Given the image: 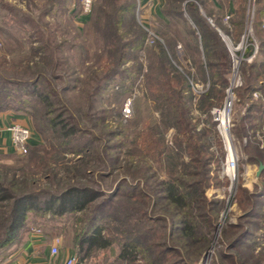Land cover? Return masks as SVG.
Here are the masks:
<instances>
[{
  "label": "rangeland",
  "instance_id": "rangeland-1",
  "mask_svg": "<svg viewBox=\"0 0 264 264\" xmlns=\"http://www.w3.org/2000/svg\"><path fill=\"white\" fill-rule=\"evenodd\" d=\"M2 1L22 10L35 20L38 19L40 12H44L48 4V0ZM73 1L79 4L81 2V0ZM120 1L116 3L119 5ZM160 1L159 6L144 9L143 0H140L142 5L140 10L139 0H134L136 3L135 24L145 36L143 48L136 54L137 63L134 62L135 59H132L135 53L130 52L131 58L126 64V67H135L136 70L125 74L122 78H117L106 87L101 95L96 96H92L91 93L109 68L112 47L106 45L96 33L91 18L96 17L100 10L99 7L105 4V0H94L93 13L88 17L82 16L80 10L77 13L74 8H70L67 12L42 15V19L38 20V23L40 22L38 35L31 31L23 32L18 27L0 26V57H5L7 61L1 68L3 73L12 77L21 76L24 74L27 63L32 66L38 64L51 73L57 64L54 73L63 79L53 80V84L58 89L69 86V90L63 96L65 105L84 130L88 131V139L92 140L87 154L65 153V162L60 166H55L54 172L57 177H53L52 173L27 166L29 177L34 178L36 187L40 189L54 190L57 186L63 188L68 183L80 181L103 190L106 194L113 191L115 186L125 179L128 185L148 192L151 200L148 202V199L147 202L150 207L154 206L152 212L154 218L164 216L162 209L165 204L159 200L156 183L167 180L172 175L184 179L197 171L194 167L187 165L190 162L187 152H178L175 149L174 137L178 134V128L171 126L173 121L166 120L165 108L153 96L146 82L150 50L157 51L158 43L165 44L175 40V66L179 70L192 73L190 106H188L189 120L195 125L196 132L207 130L203 142L208 151L214 154L209 180L207 185L203 186L204 195L209 203L221 201L216 211L208 212L214 225L210 246H202L200 250H195V247L182 249L184 255H175V259L184 258L187 262L193 261L195 264H264V219L261 218L264 216V204L251 205V200L248 198L253 193L259 192L262 185L261 177H256L259 163L250 161L249 153H253L257 146L259 150H264V125L257 127L255 134L251 130L247 138H239L236 134V127L241 126V123L243 125V118L247 115L248 109V101L238 95L245 83L246 76L243 68L258 59V51L254 55L255 45L258 46L259 40H262L261 34L264 35V24L261 27L257 20L254 22L255 18L252 19V14L254 13L255 17V13L258 15V9L264 6L259 4L256 6V0L255 4L251 5L249 0L248 3L247 0H240L239 3H235L236 7H239L236 14L235 5L230 0H206L205 4L202 5V2L199 4L201 15L218 32L230 61L229 84L223 91L224 96L222 98L212 97L214 104L208 111L201 103L205 93L212 89V84L203 78L198 69L197 62L202 55L199 56V53H194L189 48L192 40L187 29L190 28L191 31L194 29V32L198 34L200 32L190 21L187 23L173 20L169 23L171 19H167L162 10H172L174 7L166 0ZM75 2L73 4L77 6ZM261 3L264 5V0ZM232 10L234 14L231 17ZM241 21L243 25L240 24ZM120 28L118 33L123 35V41H132L135 33L129 29L130 27L125 25ZM46 44L50 47L45 50L46 52L37 49L40 45ZM251 48L253 51L248 54ZM83 52L86 55L84 61H82ZM46 57H52L53 63L50 65L44 63ZM137 65L140 67L138 68ZM259 96V93L254 95L256 99ZM227 104H229L227 109L228 135L236 162L234 179L226 172L230 153L220 128L223 126L221 118L226 116ZM30 121L31 124L27 126H30L32 131L30 143L33 141L34 145H45L44 137L36 130L33 120L30 119ZM160 132L163 133L162 137L166 145L164 154L157 153V149L162 148L159 146ZM222 151L225 153L224 157L221 156ZM166 152L173 156L178 153L180 156L175 155L169 159ZM18 158L24 157L13 149L0 151V168L1 165L15 164ZM216 161L218 164L215 163ZM72 168H76L77 172L79 171L78 174L83 175L85 179H82L80 175L73 179L70 174L76 173V170H71ZM255 202H258L256 197ZM134 208L140 213L145 210V206L140 203ZM77 215L78 218L82 217L81 214ZM246 216L256 223L249 229L258 239L254 246L255 250L250 253L230 249L229 240L231 238L227 239L231 234L227 235L228 238L224 236V231L229 228L230 224H243L246 220L244 218L242 220L241 217ZM30 220V222H37L31 224L32 229H39L36 226L39 223L45 227L47 235L41 233L38 236L49 237L48 234H58L61 240L60 253L57 256H51L52 261L60 256L64 258L68 252H74L78 258V264H130L117 262L116 257L119 253L117 243L106 250L98 251L90 259L80 263V253L73 243L82 222L79 223L74 215H65L57 220L42 221L39 218ZM223 254L230 259H223ZM138 259L141 260L140 256ZM139 264H144V259Z\"/></svg>",
  "mask_w": 264,
  "mask_h": 264
},
{
  "label": "trees",
  "instance_id": "trees-1",
  "mask_svg": "<svg viewBox=\"0 0 264 264\" xmlns=\"http://www.w3.org/2000/svg\"><path fill=\"white\" fill-rule=\"evenodd\" d=\"M117 1L120 0H105V4L99 7L98 12L96 11V17L91 18L96 33L106 45L112 47L109 68L105 71L101 82H97V86L91 93L92 96L101 95L117 78L135 71V67H126L131 58L130 52L135 53L132 59H135L134 62L137 63L136 54L144 45V32L135 24L136 3L134 0H121L118 5ZM230 1L235 5L240 0ZM74 2L73 0H48L44 12H40L38 19L35 20L22 10L0 0V26L18 27L23 32L31 31L38 35L40 33L38 20L42 19V15L67 12ZM166 2L174 7L172 10H162L163 15L171 19L169 23L173 20L187 23L190 21L200 32L198 34L194 32V29L193 31L190 28L187 29L192 40L189 48L194 53H199V56L202 55L197 62L198 69L203 78L212 84V89L205 93L201 103L209 111L214 104L212 97L222 98L223 91L229 84L228 54L218 32L200 13L199 4L201 2L202 5L205 4L206 0H166ZM261 2L262 0H256V6L257 4L264 6ZM75 3L79 5L78 2ZM238 9L239 7L235 5L236 14ZM76 10L78 13L79 9ZM233 10L231 17L234 14ZM257 14L255 13L254 22L257 20L258 25L260 23L262 27L264 8H259ZM240 24L243 25V21ZM125 25H128L129 29L135 33L132 41H123V35L118 33L119 28ZM262 31L259 32L262 33ZM261 36L262 40H259L258 44V59L243 68L246 76L245 83L238 95L248 101V109L247 115L243 118V125L241 123V126L236 127L239 138L249 137L251 130L255 134V129L264 125L263 33ZM175 46L176 41L171 40L165 44L158 43L157 51L150 50L146 82L153 96L165 108L166 120L173 121L171 126L178 128V134L174 137L175 149L178 152H187L190 156V162L187 165L194 167L197 171L184 179L171 174L169 179L156 183L159 200L165 204L162 209L164 216L157 218H154L152 213L154 206L150 207L148 204L151 200L148 192L128 185L125 179L121 180L108 194L80 181L68 183L63 188L57 186L54 190L36 187L34 178L29 177L27 166L52 173L53 177H57L54 172L55 166L65 162V153L87 154L92 140L88 139V131L84 130L65 105L63 96L69 90V86L58 89L53 84V80L63 79L54 73L57 64L50 73L38 64L32 66L27 63L23 75L12 77L1 70L7 61L5 57H0V112L13 111L26 115L33 120L36 130L45 139V145L29 144L28 152L21 154L24 158L16 159L15 164L1 165L0 264L7 263L10 256L24 242L33 227L31 224L37 223L30 222L31 218H39L42 221L57 220L65 215H74L79 223L82 222L73 243L80 253V263L90 259L98 251L106 250L117 243L119 253L116 259L120 263L139 264L144 259V264H195L193 261L187 262L184 258L176 260L175 255H184L182 249L195 247V250H200L202 246H210L214 225L208 212L216 211L221 201L209 203L204 195L203 186H206L209 180L214 154L208 151L203 142L207 130L196 132L195 125L189 120L188 106H190L192 73L179 70L175 66ZM49 48L46 44L40 45L37 49L45 51ZM81 49L84 48L81 47ZM252 51L253 48L248 51V54ZM85 56L83 52L82 61ZM51 59L52 57H46L47 61L44 58L46 62H43L50 65L53 63ZM49 76L52 77L49 78ZM255 93L260 95L257 99L254 97ZM157 130L159 131V128ZM160 133L159 146L162 148L157 149V153L164 154L166 145L162 137L163 133ZM182 136L184 138L181 139ZM91 144L93 146V142ZM247 148L246 146V150ZM253 153H249L250 161L257 162L259 165L264 164V150H259L257 146ZM166 154L169 159L175 155L180 156L178 153L174 156L168 152ZM224 154L222 151L221 156L224 157ZM215 163L218 164L217 161ZM71 170H76V173L70 174L73 179L80 175L76 168ZM80 176L85 179L83 175ZM260 177L262 181L260 191L248 197L251 205L264 204V170ZM255 197L258 199L257 203H254ZM139 203L145 206V210L141 213L134 208ZM77 214H81L82 217L78 218ZM243 218L246 220L245 223L230 224L224 231V236L229 237L227 240L231 238L230 249L250 253L255 250L254 246L258 239L249 227L256 223L249 220L248 216L241 217L242 220ZM261 218L264 219V216ZM36 226L47 235L43 225L39 223ZM229 233L231 235L227 237ZM48 235L50 239L58 237L57 233ZM222 258L230 259L224 254Z\"/></svg>",
  "mask_w": 264,
  "mask_h": 264
},
{
  "label": "crops",
  "instance_id": "crops-1",
  "mask_svg": "<svg viewBox=\"0 0 264 264\" xmlns=\"http://www.w3.org/2000/svg\"><path fill=\"white\" fill-rule=\"evenodd\" d=\"M159 2L161 4L160 0H143L144 9L151 8V6H159ZM71 8L73 9V4ZM12 123H21L28 126L31 124V121L24 114L12 111L0 112V151L13 149L10 134L7 131L9 125ZM30 144L34 145L35 142L31 141ZM47 237L34 235L31 232L28 233L22 245L10 256L6 264H61L69 256L74 255V252H68L64 258L60 256L57 260L52 261L51 247L54 244V240ZM46 240L49 242L47 243Z\"/></svg>",
  "mask_w": 264,
  "mask_h": 264
},
{
  "label": "built area",
  "instance_id": "built-area-1",
  "mask_svg": "<svg viewBox=\"0 0 264 264\" xmlns=\"http://www.w3.org/2000/svg\"><path fill=\"white\" fill-rule=\"evenodd\" d=\"M250 5L255 4V0H249ZM77 7L80 10V13L82 16H90L93 13L94 10V0H81L79 5L73 4V8ZM139 9H142V5L139 0ZM254 18V13L252 14V19ZM154 36V35H153ZM153 40V37H152ZM154 41V40H153ZM258 51V46L255 45V50H254V55ZM7 131L10 134L11 142H12V147L13 150L16 151L19 154H26L28 152V146L30 144L31 136H32V131L29 127L20 124V123H13L11 124ZM228 165H231V167L236 169V162L235 160H232L230 163L227 160V167H226V172L227 169L229 168ZM229 176V174H228ZM235 177V176H234ZM234 179V178H233ZM31 232L34 233L35 235H41L43 233L40 229L33 228L31 229ZM60 245H61V240L59 237H56L54 239V244L51 247V255L52 256H57L60 253ZM78 258L76 255L69 256L63 264H78Z\"/></svg>",
  "mask_w": 264,
  "mask_h": 264
},
{
  "label": "bare ground",
  "instance_id": "bare-ground-1",
  "mask_svg": "<svg viewBox=\"0 0 264 264\" xmlns=\"http://www.w3.org/2000/svg\"><path fill=\"white\" fill-rule=\"evenodd\" d=\"M229 107V104H227L226 106V116H224V118L222 119V115L220 116L221 118V121H222V124L223 126L220 127L224 136H225V139H226V144H227V148H228V151H229V159H228V162L230 163L232 160H234V154L232 152V145H231V142L229 140V135H228V118H227V109ZM228 169H227V174H229V176L233 179L234 176L236 175V171H235V168L231 167V165H228Z\"/></svg>",
  "mask_w": 264,
  "mask_h": 264
},
{
  "label": "water",
  "instance_id": "water-1",
  "mask_svg": "<svg viewBox=\"0 0 264 264\" xmlns=\"http://www.w3.org/2000/svg\"><path fill=\"white\" fill-rule=\"evenodd\" d=\"M263 170H264V164H263V163H260V165H259V167H258V170H257V172H256V177H257V178H259V177L261 176Z\"/></svg>",
  "mask_w": 264,
  "mask_h": 264
}]
</instances>
